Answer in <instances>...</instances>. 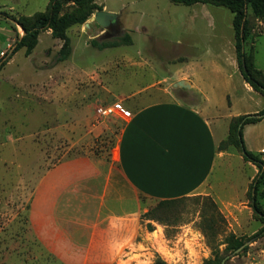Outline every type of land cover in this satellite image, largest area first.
I'll return each instance as SVG.
<instances>
[{
  "label": "rangeland",
  "instance_id": "obj_1",
  "mask_svg": "<svg viewBox=\"0 0 264 264\" xmlns=\"http://www.w3.org/2000/svg\"><path fill=\"white\" fill-rule=\"evenodd\" d=\"M47 3L0 0V264H203L217 249L224 264H264V233L249 238L263 224L248 205L257 167L236 145L221 150L210 194L158 204L119 175L116 144L128 116L99 113L171 98L200 105L198 90L173 85L180 69L211 85L220 113L262 109L263 93H246L237 73L223 85L231 68L217 72L212 62L220 63L212 54L221 43L234 45L232 13L202 2L91 0L87 19L66 29L70 55L57 61L61 40L50 29L29 54L15 49V19ZM97 10L117 13L115 22L101 27ZM247 28L244 47L264 80V20L250 8ZM125 33L129 44H90ZM233 116L217 131L222 140ZM259 202L264 209V193ZM229 235L244 244L223 250Z\"/></svg>",
  "mask_w": 264,
  "mask_h": 264
},
{
  "label": "crops",
  "instance_id": "obj_2",
  "mask_svg": "<svg viewBox=\"0 0 264 264\" xmlns=\"http://www.w3.org/2000/svg\"><path fill=\"white\" fill-rule=\"evenodd\" d=\"M227 44L224 47L221 43L219 53L212 54L220 62L212 61L217 72H223L221 66L231 68V73H224L219 82L231 86L237 73L235 81L241 80L244 91L257 95L238 70L233 43ZM188 72L180 69L175 79H187L189 87L198 90L200 105L171 98L133 107L118 136L115 163L119 175L134 192L150 199L210 194L223 153L217 148L223 139L217 131L223 129L224 118L238 114L220 113L211 85L191 78ZM242 138L248 150L264 152V117L244 124Z\"/></svg>",
  "mask_w": 264,
  "mask_h": 264
},
{
  "label": "trees",
  "instance_id": "obj_3",
  "mask_svg": "<svg viewBox=\"0 0 264 264\" xmlns=\"http://www.w3.org/2000/svg\"><path fill=\"white\" fill-rule=\"evenodd\" d=\"M176 3L192 4L202 2L212 5L223 6L232 13L231 25L233 29L234 50L238 70L242 78L255 91L264 94V80L262 71L254 66L253 57L249 52H246L244 44L248 37L247 28V8H250L251 13L264 20V0H171ZM72 2L77 6L76 10L64 11L63 6ZM91 0H48L47 7L43 11L36 12L32 16H20L16 18V22L21 26L24 33L19 36L16 42L15 49L25 45V54H29L35 45L38 33L44 29H50L53 37L61 40V45L57 50V61H64L71 53L70 38L66 33V29L75 23H83L91 13ZM131 42L128 33L123 34L118 38L102 39L92 38L90 44L97 48L103 49L106 47L118 46L121 44H129ZM13 52V51H12ZM264 117V107L253 113H244L233 116L229 123V136L221 140L217 148L224 149L227 142L236 145L241 156L245 161L253 163L257 167V171L251 179L248 186V205L254 215L262 222V226L249 238L255 239L258 235L264 233V209L259 202V195L264 193V161L260 158L262 152H254L248 150L243 142L242 128L246 123H253ZM232 133V134H231ZM178 198L162 199L158 204ZM149 211L145 212V214ZM150 227V226H149ZM226 245L223 250H235L244 244V241L234 238L232 235L226 237ZM219 251L214 252V257L206 259L203 264H224L223 257H219ZM156 264H164L160 259Z\"/></svg>",
  "mask_w": 264,
  "mask_h": 264
},
{
  "label": "water",
  "instance_id": "obj_4",
  "mask_svg": "<svg viewBox=\"0 0 264 264\" xmlns=\"http://www.w3.org/2000/svg\"><path fill=\"white\" fill-rule=\"evenodd\" d=\"M116 16L117 13L115 12H110L107 10H97L94 12L93 18L101 27H107L109 24L115 22ZM23 33L24 31L22 30V34ZM173 85H178L182 88L188 87V83H186L184 80H178L174 82ZM222 263H224L223 260Z\"/></svg>",
  "mask_w": 264,
  "mask_h": 264
},
{
  "label": "built area",
  "instance_id": "obj_5",
  "mask_svg": "<svg viewBox=\"0 0 264 264\" xmlns=\"http://www.w3.org/2000/svg\"><path fill=\"white\" fill-rule=\"evenodd\" d=\"M115 112H120L122 114V116H128V112H126L124 109H121L119 107H107L103 110H100V114H111V113H115Z\"/></svg>",
  "mask_w": 264,
  "mask_h": 264
},
{
  "label": "flooded vegetation",
  "instance_id": "obj_6",
  "mask_svg": "<svg viewBox=\"0 0 264 264\" xmlns=\"http://www.w3.org/2000/svg\"><path fill=\"white\" fill-rule=\"evenodd\" d=\"M113 24V23H112Z\"/></svg>",
  "mask_w": 264,
  "mask_h": 264
}]
</instances>
